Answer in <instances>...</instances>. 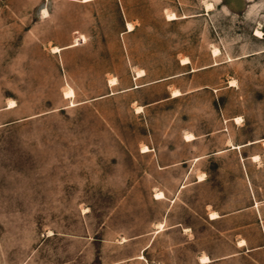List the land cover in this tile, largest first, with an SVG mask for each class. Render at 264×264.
<instances>
[{
    "label": "rangeland",
    "instance_id": "1",
    "mask_svg": "<svg viewBox=\"0 0 264 264\" xmlns=\"http://www.w3.org/2000/svg\"><path fill=\"white\" fill-rule=\"evenodd\" d=\"M261 200L264 0H0V264H264Z\"/></svg>",
    "mask_w": 264,
    "mask_h": 264
},
{
    "label": "crops",
    "instance_id": "2",
    "mask_svg": "<svg viewBox=\"0 0 264 264\" xmlns=\"http://www.w3.org/2000/svg\"><path fill=\"white\" fill-rule=\"evenodd\" d=\"M180 95V94H179ZM172 96V95H171ZM178 96V95H177ZM176 97V96H174ZM188 135V134H186ZM191 135V134H190ZM193 136V135H192ZM195 138L193 136V139L191 140H186L185 139V136H184V141L185 142H190V141H193ZM252 144V143H251ZM248 145V144H247ZM241 146H238L237 148H240ZM148 151V150H147ZM146 151V152H147ZM142 152V151H141ZM258 157V156H257ZM254 158V157H253ZM200 158H196V160H199ZM159 169H162L161 167H159ZM201 176V175H200ZM204 180V177L202 180H199V177H198V181H203ZM157 193V192H156ZM154 198H155V195H154ZM156 199V198H155ZM160 199V198H159ZM259 205H262L264 206V200H261L259 202H256V201H250L246 206H244L243 208H241L240 210H235L233 212H229V213H219L218 211H213L211 213H215L216 214V217L215 218H210L212 221H215V220H221V219H224V218H227V217H230L231 215H233L234 213L238 212V211H244L246 209H250L252 207H255L257 208ZM210 213V214H211ZM210 214H209V217H210ZM259 222L261 223V227L262 229H264V225L262 223V220L259 218ZM240 241H244V244L243 245H239V242ZM238 242V246L239 247H242L243 248V251L246 253L247 256H252V253L254 252H257V251H263L264 252V230H263V234H262V237H261V242L255 246H251V245H248V240L246 238H243V240H240ZM233 255V254H232ZM209 258V257H208Z\"/></svg>",
    "mask_w": 264,
    "mask_h": 264
},
{
    "label": "bare ground",
    "instance_id": "3",
    "mask_svg": "<svg viewBox=\"0 0 264 264\" xmlns=\"http://www.w3.org/2000/svg\"><path fill=\"white\" fill-rule=\"evenodd\" d=\"M168 19H173V18H175L174 17V14H168ZM131 26L128 24V28H130ZM257 32V34H261V32H259V31H256ZM219 54V51L216 49V50H214L213 51V55L214 56H217ZM111 80V79H110ZM110 84H112V85H114V84H116V80H111L110 81ZM177 95H179V91H174V92H172V97H174V96H177ZM71 96V92H65V94H64V97L65 98H68V97H70ZM14 106V102H10V104H9V107L10 108H12ZM185 139L186 140H191V139H193V136L192 135H190V134H188V135H185ZM148 149L146 148V147H143L142 148V152H146ZM258 157L257 156H254V159H257ZM203 175H201V176H199V180H202L203 179ZM163 197V193L162 192H157L156 194H155V198L156 199H159V198H162ZM216 217V214L215 213H211L210 214V218L212 219V218H215ZM161 225H159V229H161ZM244 244V241H240L239 242V245H243ZM139 258H143L142 256H140ZM200 262L201 263H208V262H210V259L208 258V256H206V255H203V256H201L200 257Z\"/></svg>",
    "mask_w": 264,
    "mask_h": 264
}]
</instances>
